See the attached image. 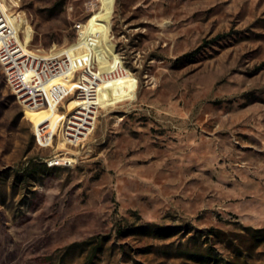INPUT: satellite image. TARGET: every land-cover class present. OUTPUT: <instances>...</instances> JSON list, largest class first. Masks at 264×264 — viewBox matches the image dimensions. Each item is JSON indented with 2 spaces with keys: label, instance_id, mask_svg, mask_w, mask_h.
I'll return each mask as SVG.
<instances>
[{
  "label": "rangeland",
  "instance_id": "rangeland-1",
  "mask_svg": "<svg viewBox=\"0 0 264 264\" xmlns=\"http://www.w3.org/2000/svg\"><path fill=\"white\" fill-rule=\"evenodd\" d=\"M19 4L29 49L83 23L116 75L68 145L81 71L49 114L0 65V264H264V0Z\"/></svg>",
  "mask_w": 264,
  "mask_h": 264
},
{
  "label": "built area",
  "instance_id": "built-area-1",
  "mask_svg": "<svg viewBox=\"0 0 264 264\" xmlns=\"http://www.w3.org/2000/svg\"><path fill=\"white\" fill-rule=\"evenodd\" d=\"M19 7V0H0V64L7 86L16 101L25 109L51 111L54 103L49 90L50 83L57 78L76 76L81 71V85L75 96V100L80 103L67 115L63 127L67 144L79 143L94 127L96 115L101 109V84L116 74L114 71L105 72L101 68H95L98 55L96 60L94 57L91 65L78 70L76 58L67 49L46 54L24 46L23 29L20 28V20L17 18L24 13L18 10ZM76 30L79 32V43L86 38L82 35L84 24H77ZM82 46L92 49L89 40ZM63 162L66 161L55 159L50 165H60Z\"/></svg>",
  "mask_w": 264,
  "mask_h": 264
},
{
  "label": "bare ground",
  "instance_id": "bare-ground-1",
  "mask_svg": "<svg viewBox=\"0 0 264 264\" xmlns=\"http://www.w3.org/2000/svg\"><path fill=\"white\" fill-rule=\"evenodd\" d=\"M17 18L20 20V28L23 29L24 21L22 17L17 16ZM89 33H90L89 29L84 25V31L82 32V35H84V37L87 38ZM84 40L82 39L79 43H75L67 48V51L70 52L71 55L76 58L78 70L86 66H89L87 51L85 47L82 46ZM87 50L90 53V58L92 59V63H93L94 53L88 48ZM74 78H75V75H71L69 78H57L50 83L49 90H50V94H51L54 104H53V108L51 109V111H48L49 114L53 113L58 107H60L63 104L64 102L63 99L66 97V94L71 91L70 84ZM80 85H81V81H80ZM60 88L64 89V92H61ZM27 110L32 111V112L34 111L38 112V111H42L43 109L42 110L27 109Z\"/></svg>",
  "mask_w": 264,
  "mask_h": 264
},
{
  "label": "trees",
  "instance_id": "trees-1",
  "mask_svg": "<svg viewBox=\"0 0 264 264\" xmlns=\"http://www.w3.org/2000/svg\"><path fill=\"white\" fill-rule=\"evenodd\" d=\"M1 65V64H0ZM1 67H2V65H1ZM3 69V68H2ZM46 166V165H45ZM34 167H36V165H32L30 168L32 169V168H34ZM29 168V169H30ZM29 169H27V171L29 170Z\"/></svg>",
  "mask_w": 264,
  "mask_h": 264
}]
</instances>
